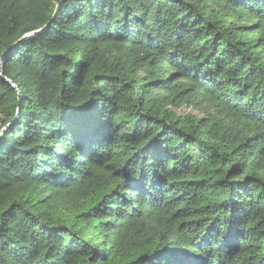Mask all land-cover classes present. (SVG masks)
Wrapping results in <instances>:
<instances>
[{
    "label": "trees",
    "instance_id": "16d2710c",
    "mask_svg": "<svg viewBox=\"0 0 264 264\" xmlns=\"http://www.w3.org/2000/svg\"><path fill=\"white\" fill-rule=\"evenodd\" d=\"M0 68V264H264V0H0Z\"/></svg>",
    "mask_w": 264,
    "mask_h": 264
},
{
    "label": "water",
    "instance_id": "95a60500",
    "mask_svg": "<svg viewBox=\"0 0 264 264\" xmlns=\"http://www.w3.org/2000/svg\"><path fill=\"white\" fill-rule=\"evenodd\" d=\"M0 73H2V69H1V68H0ZM8 83H9V85H11L12 87H14L12 83H10V82H8ZM5 129H6V128H5ZM5 129L1 132L0 135H2V133L5 131Z\"/></svg>",
    "mask_w": 264,
    "mask_h": 264
},
{
    "label": "rangeland",
    "instance_id": "374dc122",
    "mask_svg": "<svg viewBox=\"0 0 264 264\" xmlns=\"http://www.w3.org/2000/svg\"><path fill=\"white\" fill-rule=\"evenodd\" d=\"M183 113L182 114H187L188 112H186V111H182Z\"/></svg>",
    "mask_w": 264,
    "mask_h": 264
}]
</instances>
